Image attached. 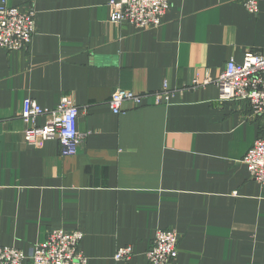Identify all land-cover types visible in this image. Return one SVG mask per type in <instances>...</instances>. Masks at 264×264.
<instances>
[{
    "label": "crops",
    "instance_id": "obj_1",
    "mask_svg": "<svg viewBox=\"0 0 264 264\" xmlns=\"http://www.w3.org/2000/svg\"><path fill=\"white\" fill-rule=\"evenodd\" d=\"M244 1L171 0L160 26L141 29L112 22L110 0H0L36 10L28 48L0 47V246L28 253L52 230H80L88 264H151L162 228L179 236L169 264H264V185L243 162L264 121L214 83L188 88L264 54V0L257 14ZM165 81L178 91L163 103L108 104L119 87ZM64 95L86 134L74 156L58 140L28 144L20 117L29 99L54 107ZM128 245L135 255L116 261Z\"/></svg>",
    "mask_w": 264,
    "mask_h": 264
},
{
    "label": "built area",
    "instance_id": "obj_2",
    "mask_svg": "<svg viewBox=\"0 0 264 264\" xmlns=\"http://www.w3.org/2000/svg\"><path fill=\"white\" fill-rule=\"evenodd\" d=\"M111 21H128L137 28L158 27L170 8L171 0H110ZM244 6L251 14H257L259 0H245ZM36 31V10L29 8L21 11L4 2L0 6V47L9 51L28 48ZM214 83L219 88L222 100H241L252 107L254 117L264 121V54L247 51L242 62L231 58L225 70L217 78L206 74L196 76L188 88H198ZM183 90V89H182ZM178 90L165 81L161 90L136 93L132 90L117 88L113 91L108 104L111 110L120 114L125 104L140 105L152 98L155 104L163 103ZM79 107L71 95L62 96L54 107H43L34 99H29L21 111L25 122V141L33 146H42L47 140H58L62 154L74 156L86 138L78 130ZM45 118L38 124L39 118ZM253 180L264 185V133L260 135L243 158ZM84 233L80 230L66 231L55 229L48 233L45 241L36 244L28 253L12 246H0V264H23L29 259L32 264H88V258L80 249ZM179 236L174 229L156 230L152 245L145 255L151 264H169L176 252ZM135 255L133 246L117 249L116 261H129Z\"/></svg>",
    "mask_w": 264,
    "mask_h": 264
},
{
    "label": "bare ground",
    "instance_id": "obj_3",
    "mask_svg": "<svg viewBox=\"0 0 264 264\" xmlns=\"http://www.w3.org/2000/svg\"><path fill=\"white\" fill-rule=\"evenodd\" d=\"M147 258V257H146Z\"/></svg>",
    "mask_w": 264,
    "mask_h": 264
}]
</instances>
